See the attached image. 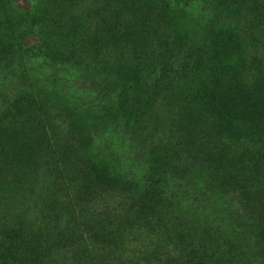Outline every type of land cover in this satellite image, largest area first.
Returning <instances> with one entry per match:
<instances>
[{
    "label": "rangeland",
    "instance_id": "obj_1",
    "mask_svg": "<svg viewBox=\"0 0 264 264\" xmlns=\"http://www.w3.org/2000/svg\"><path fill=\"white\" fill-rule=\"evenodd\" d=\"M11 1L0 264H264V0Z\"/></svg>",
    "mask_w": 264,
    "mask_h": 264
},
{
    "label": "trees",
    "instance_id": "obj_2",
    "mask_svg": "<svg viewBox=\"0 0 264 264\" xmlns=\"http://www.w3.org/2000/svg\"><path fill=\"white\" fill-rule=\"evenodd\" d=\"M8 1L10 3H12L11 0H8ZM15 1L16 0H14V27L17 26V21L19 19L25 18L27 20H31L32 23L29 22V26L31 25V28H32L33 25H34V22L37 21V19L39 18L37 12L36 11L31 12V11H27L25 9L20 10L18 5L15 4ZM63 1L72 2V1H75V0H55L54 2L58 4V7H61L62 4H63ZM81 1L83 3H87V2L94 3L95 5H97V3L100 2V0H81ZM102 1H106L109 4L111 3V5L117 4V5H120V6H125L126 9L129 10L131 7L136 5L135 1H139V0H102ZM140 1L145 3L144 5H148L149 8H151V7L155 8V10H157V11H159V10H168L171 7H173L174 5H176L177 2H179V0H140ZM38 4H39V7H40L42 2H40ZM255 17H256V14H255ZM257 20H258V26L260 27L261 26L260 20L259 19H257ZM262 21L264 22V19H262ZM18 23H19V21H18ZM40 28H44V26H42ZM39 32H38L37 35H38V39H40V41L35 46H33V48H36V49L40 50L48 41L45 42V38H43V34H41V32L40 33ZM25 35H26V33H23V34L19 35V40H22V38H24ZM257 42H259V44H261L264 47V34L261 35V39L259 41H257ZM197 48L202 50V54L199 53V54H196V55L194 54V55L195 56L202 55L201 57H203L204 59H202L201 62H203L205 64L206 61H207V64H208L209 56H208L206 50L203 47H200V46H198ZM172 57H174V56H170V58H172ZM181 57H182L181 59H179V60H177L175 62L174 61H170V62H168V64L166 63L167 59H165V60L162 61V64L165 65V68H170L173 64H175L177 62L180 63V64H183L185 61L193 62L195 60L193 57L190 56L189 52H187L186 55H182ZM170 58L168 57V59H170ZM171 78H174V75H172Z\"/></svg>",
    "mask_w": 264,
    "mask_h": 264
}]
</instances>
